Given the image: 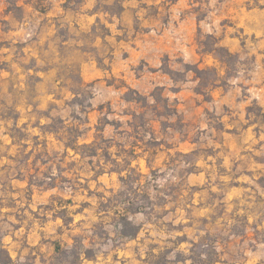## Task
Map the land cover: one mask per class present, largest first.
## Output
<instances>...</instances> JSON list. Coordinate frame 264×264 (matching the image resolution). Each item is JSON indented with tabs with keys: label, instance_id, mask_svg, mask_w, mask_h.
I'll use <instances>...</instances> for the list:
<instances>
[{
	"label": "rangeland",
	"instance_id": "rangeland-1",
	"mask_svg": "<svg viewBox=\"0 0 264 264\" xmlns=\"http://www.w3.org/2000/svg\"><path fill=\"white\" fill-rule=\"evenodd\" d=\"M114 1L0 0V264H264V0Z\"/></svg>",
	"mask_w": 264,
	"mask_h": 264
},
{
	"label": "trees",
	"instance_id": "trees-1",
	"mask_svg": "<svg viewBox=\"0 0 264 264\" xmlns=\"http://www.w3.org/2000/svg\"><path fill=\"white\" fill-rule=\"evenodd\" d=\"M112 5L113 7L116 6V9L113 10ZM112 5L109 6V10H107L110 14H119L123 10V6L118 3V0H115ZM199 34H201L200 31ZM201 37L197 39V43L200 47L201 53L213 55V57L218 61L219 66H205L201 68L198 66V64H185V69L187 71L193 72L195 79H197L198 81L197 86L195 87V91L199 94H202L205 98H210V94L213 89L219 87L225 89L229 86L230 77L236 76L235 74H231L230 71L231 69H233L238 72L237 67H235V63L240 61V56L238 53L232 52L226 46H224L220 41V37H217L211 33L202 34ZM163 70H165L169 74L172 73V70L167 66H163ZM79 82L83 83L81 79H79ZM155 91L159 92L158 88ZM151 95L154 97L155 101L163 102L165 110L173 111L167 102V98L163 97L160 92L159 94H156L153 91ZM123 98L126 101H132L136 103L141 102L142 106L148 105L143 95H141L137 90H134L129 87L124 93ZM152 107L156 110L155 106ZM130 114L132 120H127V124L132 129V133L136 134L134 135V137L137 139H142L140 134L142 131L141 129L146 131V128L148 124H150V121L147 119L143 111H140L139 113L132 112ZM52 129V131L55 130L54 128ZM151 133L152 132H150V134ZM72 145V147L75 148L74 144ZM83 145L88 147H94L92 148L93 152L97 148L96 143L94 141L90 144Z\"/></svg>",
	"mask_w": 264,
	"mask_h": 264
},
{
	"label": "crops",
	"instance_id": "crops-1",
	"mask_svg": "<svg viewBox=\"0 0 264 264\" xmlns=\"http://www.w3.org/2000/svg\"><path fill=\"white\" fill-rule=\"evenodd\" d=\"M214 90V89H213Z\"/></svg>",
	"mask_w": 264,
	"mask_h": 264
}]
</instances>
